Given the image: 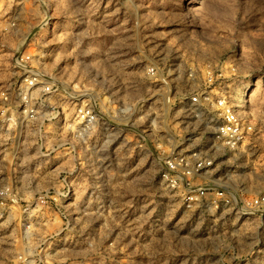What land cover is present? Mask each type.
I'll return each instance as SVG.
<instances>
[{"label": "clouds", "instance_id": "9594fccd", "mask_svg": "<svg viewBox=\"0 0 264 264\" xmlns=\"http://www.w3.org/2000/svg\"><path fill=\"white\" fill-rule=\"evenodd\" d=\"M261 148L264 0H0V264H264Z\"/></svg>", "mask_w": 264, "mask_h": 264}, {"label": "rangeland", "instance_id": "374dc122", "mask_svg": "<svg viewBox=\"0 0 264 264\" xmlns=\"http://www.w3.org/2000/svg\"><path fill=\"white\" fill-rule=\"evenodd\" d=\"M50 47H57V45L55 44H50ZM261 151L264 152V148H261ZM138 200H143V197H138ZM150 210V209H149ZM166 210V209H165ZM126 211H128L129 213H134L135 209H126ZM180 215H183V213H180Z\"/></svg>", "mask_w": 264, "mask_h": 264}, {"label": "built area", "instance_id": "2783aa9c", "mask_svg": "<svg viewBox=\"0 0 264 264\" xmlns=\"http://www.w3.org/2000/svg\"><path fill=\"white\" fill-rule=\"evenodd\" d=\"M186 211V210H185Z\"/></svg>", "mask_w": 264, "mask_h": 264}]
</instances>
